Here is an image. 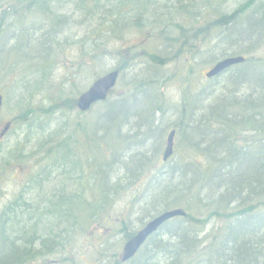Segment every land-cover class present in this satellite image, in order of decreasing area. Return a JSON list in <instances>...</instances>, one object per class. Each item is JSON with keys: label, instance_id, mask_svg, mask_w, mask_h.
Returning <instances> with one entry per match:
<instances>
[{"label": "trees", "instance_id": "1", "mask_svg": "<svg viewBox=\"0 0 264 264\" xmlns=\"http://www.w3.org/2000/svg\"><path fill=\"white\" fill-rule=\"evenodd\" d=\"M196 2L165 0V3H173L171 8L178 14H190ZM203 5L205 9L206 5ZM68 7L71 16H83L78 21L80 27L84 24L90 26L89 21L98 18L93 30L95 35L89 34L86 36L88 41L81 39L70 45L72 47L79 43L81 53L87 47L84 58L87 57L89 62L97 54L95 47L108 46L109 39L119 41L127 29L145 27L149 19H153L155 24L162 21V0H0V36L6 37L0 48V57L12 58L18 52L21 59L20 38L27 36V27L36 16L43 18L39 25L43 32L39 36L43 39L53 36V46L60 45L58 36L67 30L68 22L57 12ZM165 8H168L166 4L163 5V9ZM247 9L244 4L230 14L216 15L211 23L197 29L199 36L202 34L205 37L209 27L212 30L222 28L221 34L209 35L216 43L214 48L223 47L219 51L222 57L239 54L245 58L244 63L233 66L214 78L219 80L221 76L224 79L228 76V85L225 84L221 95L212 99L213 104L205 106L204 98L206 101L213 96L204 90L192 96L191 101L182 103L179 111L175 109L178 120L171 128L176 131L174 154L180 149L179 153L183 152L186 157L192 154L197 165H170L168 173L150 169L155 168V165H144L148 162L146 147L134 155L135 158L131 161L135 168L134 171L132 168V175L127 176L132 185L138 183L143 187L141 192L144 194V210L140 209L143 213L146 210L143 221L150 220L162 211L178 208L183 209L186 215L165 222L128 262L123 263L116 256L114 262L106 263V252L99 246L96 249L100 257L99 264H264V62L263 59L248 55L256 47L254 43L260 45L264 37L261 23V19L264 21V16H261L264 6L260 5L258 9L261 14L256 18L240 19ZM189 31L182 29L181 38L177 40L170 39L168 35V46H178L175 59L183 58L182 64L185 63L184 56L187 52L183 51V47L188 43ZM160 33L162 34L161 31ZM30 48L31 46L26 45L24 50L30 52ZM140 48L145 54L147 48ZM24 52V59L33 54ZM50 52L51 49L48 48L47 54L42 58H38L35 52L39 72L56 64ZM81 55L79 53L80 59ZM161 56L162 51L159 55L154 52L149 54V59L160 66L164 64ZM124 68L120 64L115 70L121 74ZM43 79L46 81L43 82ZM41 84H45L46 88L43 94L48 93L47 75L42 76L38 86ZM150 84L134 82L130 91L118 96L114 94V99L110 98L114 92L112 91L100 103L101 107L97 109L92 122L83 124L81 120L76 121L70 133H82L78 136V146L82 144L84 147L80 156L75 142L71 148L66 134L54 137L57 134L53 130L30 137L33 144L28 155L24 156L26 148L16 150L15 159L19 160L41 154L38 165L44 164L45 168L38 171L29 183L26 182L24 194H16L14 200L0 211V264H37L48 257H51L52 264H67V257L71 254L66 251L71 252L69 249L76 244L73 237L74 225L84 228L87 221L95 222L98 218L102 221L108 217L101 216L121 192L120 182L128 180L126 171L129 169L130 172L132 166L124 165L115 155L124 147V142L128 141L130 126L134 123L138 126L141 124L142 128H148V133H154L160 140L162 138L159 132L164 125L154 126L155 114L166 112L162 110V100H157L147 92ZM75 103L76 101H72L70 105L76 114L84 116L91 111L81 113ZM27 112L19 116L18 127L29 121ZM190 115L191 118L194 116L191 123L188 122ZM14 123L12 120L11 128ZM33 124L34 119L26 129H32ZM246 130L252 133L255 143L235 138L242 136ZM111 132L113 134L110 137ZM52 135L54 145L51 144ZM108 137L112 138V142L107 141ZM180 139L183 141L181 147L178 145ZM254 144H259L256 152L252 151ZM153 146L157 153L161 141ZM206 156L216 161L215 166L201 165L205 163ZM203 159L205 160L202 161ZM247 164L256 165L255 172L249 173L244 167ZM0 166L9 169L11 165ZM212 166L213 170L207 171ZM7 173L1 171L0 181L1 176H7ZM52 179L62 183V191L52 195L48 207H43L46 204L39 207L33 199L25 198L30 196L34 188L41 189L44 184L49 185ZM68 182L75 189V193L70 195L64 189ZM195 204V213H199L197 215L191 212ZM48 218L51 221L43 226L45 228L40 227L42 219ZM78 218L85 221L76 222ZM208 219L214 220L218 226L207 242H201L199 233ZM131 235H127V239Z\"/></svg>", "mask_w": 264, "mask_h": 264}, {"label": "rangeland", "instance_id": "2", "mask_svg": "<svg viewBox=\"0 0 264 264\" xmlns=\"http://www.w3.org/2000/svg\"><path fill=\"white\" fill-rule=\"evenodd\" d=\"M196 1L193 7L194 9L191 10L190 14H178L171 8L173 3H165V0H162V21L160 20V22H156L155 24L154 21H152L153 19H149L145 27L127 29L126 32L123 33L121 40L120 38L119 41L114 38L109 39L108 46L95 47L98 51L97 54L90 59V62L87 57L86 59L84 58L87 47L85 48L86 50H83L81 53V51H79L81 47L79 43H75L72 47H70V45L72 42L86 39L87 35L93 34V30L95 26H97L98 18L91 19L89 21L90 26L84 24L80 27L78 21L83 19V16H71L72 14L69 7L68 9L61 8L57 14L67 19L68 27L66 31H63L64 33L58 36L57 41H59L60 38V45L57 47L53 46L55 43L53 36H46L45 39L39 36L43 32L40 30L41 27L39 26L43 18L36 16L30 21L27 27V36L24 35L20 38L21 44L19 46L21 50V59L18 57V52L14 53L12 58L8 57L4 59V56L0 57V94L3 96V106L0 113V130L6 122L15 121L14 127H12L6 134V137L0 141V165L23 166L21 167L23 175L20 178L10 179L7 176L4 178V174L1 176L0 211L8 202L14 200L13 197L16 194L19 192L24 194L23 190L26 188V182L30 181L38 171L45 168L44 164L38 165V160L42 157L41 154H34L28 159L24 157H22V160H19V158L15 159L16 150L20 151L26 148L24 156L30 153L32 150L31 145L33 144L30 137L43 135L50 130L56 131L55 133L57 136L55 135L54 137H61L64 133L67 137V143L71 148L74 146V142L77 144V151L80 156L84 147L82 144L78 146V136H81L82 133L77 131L70 133V131L75 126L76 121L81 120L80 122L83 124L92 122L101 104L94 106L87 115L80 116L76 114L75 109L72 108L70 103L76 101L79 95L85 91L96 78L114 71L120 64L125 66V68L119 75L117 85L110 98L114 99L120 93L130 91L133 88L134 82L151 83L147 92L151 93L157 100H162V110L166 112L162 114L158 112L155 114L154 126L164 125V128L160 130L162 132L161 140L156 138L154 133H148V128H142L141 124L138 126L137 123H134L130 126L131 133L129 134L128 141L124 142V147L122 149L120 148V150L115 153L118 157L117 159L122 160L124 165H132L130 172H128L129 169L126 171V176L128 174L129 176L132 175V168L134 171L135 166L131 162L132 159L135 158H133V156L138 154L140 150L145 147L148 151L146 159L148 162H145L144 165H155V168L150 169L168 173L170 171V165H197L194 156L192 154H186L188 155L187 157L184 156L183 152L179 153L181 149L178 150V155L175 153L166 163H162L161 161L167 132L173 127V123L178 120L175 109L179 111L182 103L184 104L187 101H191L192 96H196L199 91L204 92V90L209 91L213 96L206 101L204 98L205 106L213 104L214 100L212 99H215L216 95H221L225 84L228 85L226 82L228 76H226L225 79L221 76V79H216L217 82L214 79L207 80L204 77V74L219 58V61L225 58L221 56L222 54H219V51L222 50L221 48L223 47L214 48L216 44L215 41H212L214 38L209 36L221 34L222 28L212 30L209 27V30L205 33L206 38L203 37L202 34L199 36V31L197 29L211 23L215 18L214 16L230 14L244 4L248 9L240 19L245 20V18L248 17L254 19L261 14V10L258 8L260 5L264 6V0ZM203 3L206 5L205 9L202 7L204 6ZM165 4L168 8L163 9V5ZM261 16H264V13ZM67 17H70V19ZM261 20L264 31V21L263 19ZM182 29L191 31V33L189 31L187 34L188 43L183 47V51L187 52L185 53V63L183 64L181 63L183 58L179 57L180 59H175L178 46L174 47L172 44L168 46V35H170V39L177 40V38H181L180 31H182ZM56 31L58 32L59 30L57 29ZM8 33L10 32L8 31ZM5 39V36H0V48L5 42ZM86 41H88V39H86ZM88 43L90 45L91 40ZM26 45L31 46L30 52L33 54L25 56L27 58L24 59L23 52L25 51ZM182 45L183 44H181V46ZM142 46L147 48L145 54L140 48ZM254 46L256 47L248 55H253L257 59H263L264 62V37L260 41V45H257L256 42ZM48 48L51 49L50 53L56 64L53 67L39 72L38 60L36 59L35 52L38 58H42L47 54L46 50ZM160 51H162L161 57L164 59V64L159 66L149 59V54L156 52V54L159 55ZM30 52L25 51L24 54H30ZM79 53L82 54L81 59ZM189 60H191L190 63H188ZM43 75H47V84L49 85L48 93L45 94H43V91L45 92L46 89L45 84L38 86ZM42 81L45 82L46 80L43 79ZM247 88L248 87H246V89ZM26 111H28L27 117L29 121L25 125H20L18 127V122H20L19 116ZM30 115L32 116L30 117ZM194 115L196 117V112ZM33 119L34 124L32 125V129L27 130V125H29ZM193 119L194 116L191 118L190 115L188 122L191 123ZM212 125H214V122ZM150 130L153 131V128H150ZM112 134L113 132H111L109 136L111 137ZM53 135L50 137L52 139V145L55 143ZM251 135L252 133L246 130L242 133V136L235 138L240 141H252L255 143L256 139ZM111 139L112 138L108 137L107 141L112 142ZM28 140H30L31 143H29ZM83 140L85 141L84 138ZM159 141H161L160 150L155 153L153 144ZM180 141L178 145L181 147L183 141L181 139ZM175 143L177 142L175 141ZM258 147L259 144H257V146L254 144L252 151L256 152ZM106 156L108 157L107 154ZM204 160L205 159L202 161ZM215 162L216 161L210 156H206L205 163L201 165H214L216 164ZM252 162L254 164L253 159ZM142 163L143 162H141V164ZM214 166L208 168L207 171L210 169L213 170ZM3 167L4 166H0V173L1 171L8 172L9 170L15 169L14 167H10L9 169ZM244 167L249 170V173H253L255 172L256 165L247 164L244 165ZM5 168L6 170H3ZM122 174L124 175V173H120V175ZM148 176H151V171L148 172ZM126 179L128 180L120 182L121 186L119 189L121 192L114 198V201L109 205L110 207L106 213L101 216L102 218L108 217L102 221H100L99 218L95 222H92V220L89 222L87 221L85 222L84 228H81L80 225H74L75 230L73 237L76 244L69 249L72 253L66 251L71 254L67 257V259H69L67 264H99L100 257L96 251L99 246L103 247L106 252L104 256L106 263L114 262L116 256L119 258L121 254L123 245L127 241V235L136 233L147 222L143 221L146 216V210L144 213L141 211L144 210V204L142 202L144 194L141 192L143 187L139 186L138 183L132 185L128 176ZM61 184V182L58 183L57 180L52 179L49 185L44 184L41 189L37 187L34 188L30 196H26L25 198L33 199L35 204L39 207L45 204L46 206L43 207H48V201L52 199V195L62 191ZM64 189L69 195L75 193L74 186L71 182H68L67 186H64ZM134 195L136 196L133 197ZM196 207L197 205L195 204L191 210L194 215L196 214L195 211H197ZM228 210L231 211V209ZM49 221H51L49 218L47 220L42 219L40 227H43ZM78 221L83 222L85 220L78 218L76 222ZM204 224V227L201 229L203 234H200L201 232L199 233L201 242H207L218 226L214 220L209 219L206 220ZM66 252L63 253L65 257ZM50 260L51 257H48L46 260H43V262L40 261L37 264H52Z\"/></svg>", "mask_w": 264, "mask_h": 264}, {"label": "water", "instance_id": "3", "mask_svg": "<svg viewBox=\"0 0 264 264\" xmlns=\"http://www.w3.org/2000/svg\"><path fill=\"white\" fill-rule=\"evenodd\" d=\"M243 57L225 58L217 62L208 72L205 73L206 78L217 77L232 65L242 63ZM118 78V71H112L107 73L98 79H96L86 91H84L77 99L76 107L80 112H86L90 107L98 102L104 101L108 94L113 90ZM2 106V96L0 95V111ZM9 129V123L3 128V133ZM175 131H170L166 138V144L162 154V161L165 162L173 152V139ZM185 215L184 210L174 209L164 211L157 217L153 218L145 224V226L137 232L132 238H130L122 248L121 261L126 262L131 259L135 253L139 250L145 240L167 220L174 217H182Z\"/></svg>", "mask_w": 264, "mask_h": 264}, {"label": "flooded vegetation", "instance_id": "4", "mask_svg": "<svg viewBox=\"0 0 264 264\" xmlns=\"http://www.w3.org/2000/svg\"><path fill=\"white\" fill-rule=\"evenodd\" d=\"M7 123H9L10 127H11V122H7ZM7 133L6 132L3 133L2 130H0V141L6 137ZM14 168H15L14 170H9L8 173H7V177H9L10 179H12V178H15V179L16 178H20L23 175V172H22V169H21V165H14ZM4 176H6V175H4Z\"/></svg>", "mask_w": 264, "mask_h": 264}, {"label": "bare ground", "instance_id": "5", "mask_svg": "<svg viewBox=\"0 0 264 264\" xmlns=\"http://www.w3.org/2000/svg\"><path fill=\"white\" fill-rule=\"evenodd\" d=\"M159 133L162 134L161 131H160ZM167 135H168V133H167ZM174 139H175V135H174ZM173 155H174V148H173V152H172V155H171V156L173 157ZM184 212H185V211H184ZM185 215H186V213H185ZM185 215H184V216H185ZM184 216H182V217H184Z\"/></svg>", "mask_w": 264, "mask_h": 264}]
</instances>
